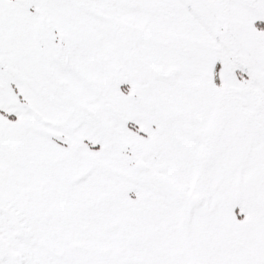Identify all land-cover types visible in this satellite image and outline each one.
<instances>
[{
    "label": "snow or ice",
    "instance_id": "snow-or-ice-1",
    "mask_svg": "<svg viewBox=\"0 0 264 264\" xmlns=\"http://www.w3.org/2000/svg\"><path fill=\"white\" fill-rule=\"evenodd\" d=\"M0 264H264V0H0Z\"/></svg>",
    "mask_w": 264,
    "mask_h": 264
}]
</instances>
